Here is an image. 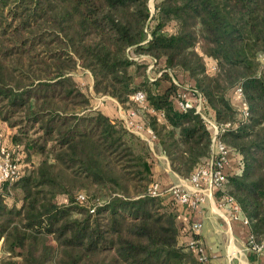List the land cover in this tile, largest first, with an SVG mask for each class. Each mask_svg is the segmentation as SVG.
Returning <instances> with one entry per match:
<instances>
[{
  "label": "trees",
  "instance_id": "obj_1",
  "mask_svg": "<svg viewBox=\"0 0 264 264\" xmlns=\"http://www.w3.org/2000/svg\"><path fill=\"white\" fill-rule=\"evenodd\" d=\"M149 1L0 0L3 149L21 164L0 181V264H213L183 242L178 199L151 192L166 186L148 141L93 103L80 68L95 95L140 109L181 177L213 145L195 105H178V71L217 123L239 122L219 137L241 169L214 195L232 197L264 242V0H160L154 12ZM238 85L244 120L228 96Z\"/></svg>",
  "mask_w": 264,
  "mask_h": 264
},
{
  "label": "crops",
  "instance_id": "obj_2",
  "mask_svg": "<svg viewBox=\"0 0 264 264\" xmlns=\"http://www.w3.org/2000/svg\"><path fill=\"white\" fill-rule=\"evenodd\" d=\"M183 75L188 77L185 72ZM189 85L191 86L190 82ZM181 91L186 99L190 101L195 99V95L190 89L184 88ZM113 100L116 103L117 113L124 118L127 111L132 108L124 109L115 99ZM140 113L137 116L139 119L143 117ZM148 143L154 154V177L166 186L164 190L167 191L175 185H185V189L192 190L189 178L181 177L172 170L167 156L155 142V139L148 141ZM156 157L162 158L164 162L159 163ZM241 165L242 157L235 152H231L229 164L226 168L227 171L238 172L241 169ZM167 193L171 192L167 191ZM178 202L180 203L179 221L183 227L182 240L189 242L194 238V235H197L203 248L204 257L210 259L213 264H264V250L256 253L249 249L248 238L251 229L242 219L232 218L230 204L210 192L196 208H192L186 203ZM196 221L202 222L203 228L200 232L193 233L191 227Z\"/></svg>",
  "mask_w": 264,
  "mask_h": 264
},
{
  "label": "built area",
  "instance_id": "obj_3",
  "mask_svg": "<svg viewBox=\"0 0 264 264\" xmlns=\"http://www.w3.org/2000/svg\"><path fill=\"white\" fill-rule=\"evenodd\" d=\"M138 58V57H136ZM153 67V64L149 66ZM151 79H153L151 77ZM175 82L185 88L182 83L175 80ZM187 87L186 89H190L194 95L196 96L194 100H188L185 98L183 94L178 98V105L182 110H185L188 106L195 105L198 112L201 113L206 123H208L211 128L212 133V157L205 163L200 164L196 170L193 172L191 177L189 178L192 190L180 188L178 186H172L167 191H170L178 201L182 203H186L190 205L192 208H196L201 202H203L208 193H214L215 190L221 189L224 186V183L228 179V171L227 165L229 164V156L231 151L226 147V145L221 141L219 135L227 128L236 129L239 126V122H226V123H217L212 115L205 111V100L203 96L198 93L196 94L194 89ZM237 101L240 104V120H244L248 117V104L244 97V89L241 85L235 87L234 90ZM134 99L141 106L146 108V95L143 91H137L134 94ZM140 109H130L127 111L126 116L124 117L125 123L129 129L144 137V139L148 141H153L155 136L148 126L141 121V119L137 118L139 116ZM18 169V165L13 163L10 160L9 154H6V161L0 164V181L8 178L16 173ZM164 189H161L160 184L155 182L151 188V192L154 195H161L167 192ZM224 202L230 204L231 216L234 219H242L243 222L249 225V220L245 216L241 207L233 200L232 197H226ZM192 232H200L203 228V224L200 221H196L192 224ZM190 245L193 247H198L199 251L203 255V248L200 245L198 239H191L189 241ZM248 247L252 251L256 253H260L264 250V242L259 243L254 234L250 232L248 238ZM204 257V255H203Z\"/></svg>",
  "mask_w": 264,
  "mask_h": 264
},
{
  "label": "rangeland",
  "instance_id": "obj_4",
  "mask_svg": "<svg viewBox=\"0 0 264 264\" xmlns=\"http://www.w3.org/2000/svg\"><path fill=\"white\" fill-rule=\"evenodd\" d=\"M159 1L160 0H150L149 1V5L151 7L152 12H154L155 5ZM207 61H208V64L210 66V69L213 70L215 67L214 61L212 59H208ZM148 72H149L150 77H152V78H154L155 74L157 73L156 71H154V69H151L150 67L148 68ZM74 75H75L77 81L79 82L80 86L92 94L93 103L95 105L103 106L106 110H112L111 107L113 108V110H115L116 103L113 99H111L109 97L104 98L105 96H99V95H95L93 93V89H92L93 77H92L89 70L80 68L79 70H77L74 73ZM177 75L180 76L179 78H180V80H181V82L185 88L190 87L189 81L183 75V72L180 71L177 73ZM175 80L178 81L179 79H175ZM228 96H229L230 100L232 101V104L239 110L240 104H239V101H237V99H236L234 91L230 90L228 93ZM194 97H196V96H194ZM6 130L7 129L2 124H0V164L4 163L6 161L7 152L3 149L4 147H6L7 140H8V132ZM155 150H156V148H155ZM36 160H38L37 157H36ZM157 160L159 163L164 162L162 158H157ZM18 166H21V164H19ZM175 186H178L180 188H185V185H183V186L182 185H175ZM183 242L187 243V241H185V240H183Z\"/></svg>",
  "mask_w": 264,
  "mask_h": 264
}]
</instances>
